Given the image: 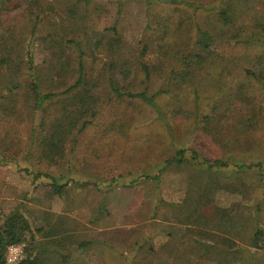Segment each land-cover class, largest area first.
I'll return each mask as SVG.
<instances>
[{
	"label": "rangeland",
	"instance_id": "rangeland-1",
	"mask_svg": "<svg viewBox=\"0 0 264 264\" xmlns=\"http://www.w3.org/2000/svg\"><path fill=\"white\" fill-rule=\"evenodd\" d=\"M224 2L7 0L2 39L23 37L25 62L33 40L44 91L77 78L79 51H62L54 33L88 52L79 93L95 97L90 124L53 157L38 148L48 127L41 122L76 109L67 95L37 108L23 93L15 110L0 108V217L28 216L35 233L24 243L34 256L46 264H264V250L250 244L264 229V0H235L233 25L220 28ZM200 28L221 39L188 68L183 55L197 50ZM240 33H257L263 43L238 42ZM112 82L123 92L157 94V103L119 97ZM194 144L209 157L241 150L254 165L209 168V176L187 161L163 169L160 181L142 177L158 174L178 146ZM53 177L68 184L63 193Z\"/></svg>",
	"mask_w": 264,
	"mask_h": 264
},
{
	"label": "trees",
	"instance_id": "trees-1",
	"mask_svg": "<svg viewBox=\"0 0 264 264\" xmlns=\"http://www.w3.org/2000/svg\"><path fill=\"white\" fill-rule=\"evenodd\" d=\"M220 6H218V20L221 25L220 28L229 27L233 25V21L235 19L234 13L235 8L233 3L235 0H225ZM173 2V1H172ZM1 8H0V65L6 63L4 66H0V98L1 103L0 108L5 105V102L9 107L13 106L15 110L17 108V104L20 103V95L23 93H27L34 98V106L37 108H44L45 105L55 98H59L67 95V100L70 105H77L74 111H67V109H63L59 112L50 124H47L42 119L41 126L43 122L47 127L46 134L39 142L41 151L44 153V157H53L55 154H61L64 152L66 147L67 138L70 134H73L74 138H76L77 134L82 133L86 127L90 124L91 116L94 114L91 113V116L88 114L92 105L89 100L91 99L92 103L95 102V97L90 96L89 94L79 93V88L84 85L85 79V66H84V57L87 55V51L83 48L80 41H76L74 38H69L68 40L63 38H56L54 33L51 34V40L57 41L64 45V50L66 51L68 47L73 46L79 51L78 55V66L74 71V75L77 78L71 83L69 86L62 91H44L42 81L43 77L40 69L35 66L34 58L30 57L29 47L32 45L33 40H30L28 48L26 49V54L28 56V63L25 62L24 53L23 52V37L19 35H14L15 32H11V36H9L6 40L2 39L3 32V22L1 19V12L3 10L7 11L9 6H6L7 0H0ZM198 7H205V5L200 4ZM240 26L238 25V28ZM114 34L118 35L117 26L114 25L111 27ZM240 28L238 29L241 31ZM244 30L241 31V33ZM35 33V30L32 31V34ZM237 34L234 37L238 38V42L251 44L255 43H263L262 40L258 38L259 35L257 33L252 34ZM221 38L217 36V34L211 33L207 29L200 28L198 32V38L195 40V46L198 47L194 53L184 54L183 61L185 62L188 68H193L197 63L200 62V57L204 55V52L211 53L213 51V46L217 47V42ZM16 41V42H15ZM6 47H5V45ZM15 42V43H14ZM92 47V44H88ZM201 50V51H200ZM67 52V51H66ZM65 52V53H66ZM146 53V50L142 53L143 55ZM69 56L71 54L68 52ZM14 58H20L21 61L13 63ZM28 64V66L25 65ZM14 66L17 67V70H12ZM23 70H28L27 75L22 74ZM143 70L146 74V79H150V71L146 65H143ZM125 74V73H124ZM16 75V76H14ZM126 75V74H125ZM27 77V78H26ZM26 78V79H25ZM113 92L117 94L119 97L129 96V97H138L142 99L144 102L150 105H156L157 103V94L149 95L146 90L133 92V91H125L123 92L116 82H112L111 86ZM238 98H241L239 95ZM68 106L67 108H69ZM3 109H6L5 107ZM45 110V109H44ZM249 140L245 142L248 143ZM204 149V148H203ZM203 149H199L196 145L191 146H178L175 153L167 158L163 164V167L160 168V172L154 176L150 174H144L142 177L144 179H155L160 181L161 173L163 169L170 166H178L182 165L187 161H191L194 165H196L197 170L200 173H204L211 170H223L226 167H229L230 164H234L236 168L243 170L250 169L254 164L247 163L245 161V156L242 155L241 150H234L233 148H228L224 157H209L207 154H203L201 151ZM236 151V152H234ZM229 152V153H228ZM238 156V157H237ZM259 165V164H257ZM195 168V171H196ZM29 171V170H28ZM207 173V172H206ZM212 174L211 171H208V175ZM42 175V172H39L35 175L36 179H39ZM54 182L51 183L52 188L58 194L64 192L68 184L59 183L55 177ZM137 181V180H136ZM134 182H130V184H134ZM79 185H87L88 182L79 183ZM35 233V230L32 227V224L24 213L19 210L12 211L8 215L0 217V264H9L6 258L7 248L10 244H16L21 242H26L28 240V234ZM33 235V234H32ZM34 236V235H33ZM90 241L83 242V246H87ZM250 244L257 248L264 250V229L257 227L252 234V238L250 240ZM31 246L26 247V257L15 264H46V259L43 257H36L33 253H31Z\"/></svg>",
	"mask_w": 264,
	"mask_h": 264
},
{
	"label": "built area",
	"instance_id": "built-area-1",
	"mask_svg": "<svg viewBox=\"0 0 264 264\" xmlns=\"http://www.w3.org/2000/svg\"><path fill=\"white\" fill-rule=\"evenodd\" d=\"M26 257V243L10 244L7 248L6 258L9 264H15Z\"/></svg>",
	"mask_w": 264,
	"mask_h": 264
}]
</instances>
